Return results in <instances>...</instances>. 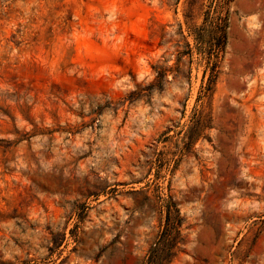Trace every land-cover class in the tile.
I'll use <instances>...</instances> for the list:
<instances>
[{
    "label": "rangeland",
    "instance_id": "rangeland-1",
    "mask_svg": "<svg viewBox=\"0 0 264 264\" xmlns=\"http://www.w3.org/2000/svg\"><path fill=\"white\" fill-rule=\"evenodd\" d=\"M0 264H264V0H0Z\"/></svg>",
    "mask_w": 264,
    "mask_h": 264
}]
</instances>
